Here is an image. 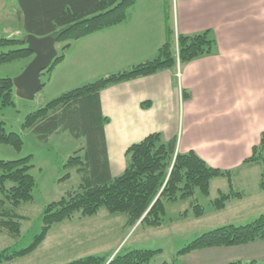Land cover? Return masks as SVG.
I'll return each instance as SVG.
<instances>
[{"label": "trees", "instance_id": "trees-1", "mask_svg": "<svg viewBox=\"0 0 264 264\" xmlns=\"http://www.w3.org/2000/svg\"><path fill=\"white\" fill-rule=\"evenodd\" d=\"M22 35L9 36L0 30V65L32 58L25 37L52 35L62 44L61 53L50 67L41 73V88L50 80L52 69L64 57L71 42L94 32L123 22L127 12L137 0H13ZM166 5H167V1ZM165 41L149 59L87 81L64 90L49 99L43 106L28 113L22 123L41 141L60 132H68L74 139L83 138L85 144L69 156L64 164L75 168L80 176L78 187L68 191L56 201L48 203L41 214V230L29 245L21 248L5 247L0 250V264L34 252L45 240L51 227L75 213L82 217L96 215L100 208L110 213H124L126 226H161L166 220L169 203L193 198L196 193L210 195L211 180L223 177L227 191L210 201L215 209H221L232 198H241L234 189L232 171L210 166L195 151L177 152L176 138L165 140L160 132L147 134L125 150V168L112 176L107 156L104 127L109 118L103 114L100 91L109 85L152 75L164 69L176 71L178 66L208 54L213 39L208 31L196 34H178L172 38V26L165 16ZM15 89L12 78H0V108L14 105ZM147 107L148 103H142ZM0 143L21 150L23 139L17 132H7L0 121ZM83 151V154H78ZM30 155L17 160L0 158V235L18 238L22 216L16 209L22 202L33 199L35 179L29 172ZM244 164H256L260 168L258 185L264 193V130L253 145ZM69 177L67 172L63 178ZM191 214L200 217L204 207L195 199L191 202ZM184 213H187L184 212ZM264 239V213L253 221L242 224H224L208 230L185 244L176 257L212 247H233ZM158 250L148 248L122 249L110 255L89 254L62 264H152ZM177 264V261H174ZM165 264V263H162ZM224 264H264L250 260H232Z\"/></svg>", "mask_w": 264, "mask_h": 264}, {"label": "crops", "instance_id": "crops-1", "mask_svg": "<svg viewBox=\"0 0 264 264\" xmlns=\"http://www.w3.org/2000/svg\"><path fill=\"white\" fill-rule=\"evenodd\" d=\"M166 15L173 40L178 34L208 31L212 50L176 71L164 69L100 91L101 109L109 118L104 132L110 173L124 170L130 144L160 132L165 140L176 138L177 152L193 150L210 166L231 170L242 200L248 185L259 189V166L243 161L264 130V0H168L167 5L165 0H137L123 22L71 42L45 88L55 96L80 76L89 80L152 58L167 36ZM225 188L227 181L219 190ZM78 223L75 228L83 222ZM84 223L90 227L59 238L62 258L69 256L65 252L99 254L87 247L97 242L98 232L92 222ZM53 248L43 249L51 255ZM188 255L195 256L196 264L264 262V239Z\"/></svg>", "mask_w": 264, "mask_h": 264}, {"label": "rangeland", "instance_id": "rangeland-1", "mask_svg": "<svg viewBox=\"0 0 264 264\" xmlns=\"http://www.w3.org/2000/svg\"><path fill=\"white\" fill-rule=\"evenodd\" d=\"M2 29L8 30L9 34L22 35L13 0H0V30ZM61 46L60 43L56 44L58 53H61ZM30 60L31 58H28L1 64L0 78H15ZM106 61L107 59H104L103 64L105 66ZM110 68L107 64V69ZM102 69L104 68L102 67ZM97 77H100V75L94 78ZM94 78L91 79L94 80ZM41 79L45 80L46 75H42ZM91 79L88 80V77L83 79L80 76L79 79L70 81L65 87L70 89L86 81H91ZM52 97L54 96L49 94L47 89L43 87L32 100L22 99L14 94V105L0 108V121L3 122L5 130L7 132H17L23 139L21 150L0 143V158L17 160L30 155L29 164L32 167L29 172L33 175L36 183L33 189V199L22 202L16 209V212L22 216L19 237L13 238L7 234L0 235V250L9 246L21 248L29 245L33 237L41 230V214L44 207L48 203L58 200L68 191L76 189L80 183V176L76 169L67 168L64 164L69 156L75 155V151L84 146L85 141L83 138L74 139L68 132H60L50 137L48 141H41L30 129L22 127L25 116L43 106ZM78 154L82 155L83 151ZM67 172H69V177L63 178ZM225 182L226 179L223 177L213 178L208 197L196 193L193 198L167 204L166 220L159 227L148 225L126 226V215L124 213H110L103 207L99 209L96 215L91 217H82L77 212L71 219L54 224L45 240L34 252L11 261H5L2 264H62L85 255L88 252H83L85 254H82V252H72V254L65 252L64 254L69 256L62 258L63 252L59 253V250H57L58 247L62 246L58 240L64 237V232H70L73 229L85 230L90 227V224L84 223V221L92 222L91 229L98 232L97 242L87 246L91 251H94L92 253L110 255L120 248L124 250L148 248L158 250L153 256L152 264H176L174 261H177V264L199 263L193 255H184L177 258L176 252L194 237L208 230L229 223L235 225L246 224L264 213V193L257 189V185H248L244 188L246 196L244 199L232 198L224 208L215 209L210 201L219 195V189L224 187ZM227 190L228 188H225L223 191ZM0 198L4 199L1 192ZM193 199L204 207V213L200 217H194L191 214ZM186 211L187 213H184ZM79 221L83 222L82 225L75 228ZM46 245L49 248L54 247L51 255H49V252L47 253V250L44 252L43 248Z\"/></svg>", "mask_w": 264, "mask_h": 264}, {"label": "water", "instance_id": "water-1", "mask_svg": "<svg viewBox=\"0 0 264 264\" xmlns=\"http://www.w3.org/2000/svg\"><path fill=\"white\" fill-rule=\"evenodd\" d=\"M27 48L33 57L22 72L12 79L16 96L32 100L41 88V73L52 64L57 56L56 40L52 35L25 37Z\"/></svg>", "mask_w": 264, "mask_h": 264}, {"label": "built area", "instance_id": "built-area-1", "mask_svg": "<svg viewBox=\"0 0 264 264\" xmlns=\"http://www.w3.org/2000/svg\"><path fill=\"white\" fill-rule=\"evenodd\" d=\"M4 33H8V30H4ZM9 34V33H8ZM11 35V34H10Z\"/></svg>", "mask_w": 264, "mask_h": 264}]
</instances>
